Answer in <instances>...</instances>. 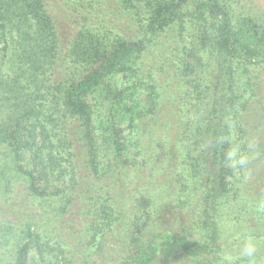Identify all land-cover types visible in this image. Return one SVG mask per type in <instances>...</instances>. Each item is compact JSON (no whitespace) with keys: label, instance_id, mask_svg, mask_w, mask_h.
Here are the masks:
<instances>
[{"label":"trees","instance_id":"16d2710c","mask_svg":"<svg viewBox=\"0 0 264 264\" xmlns=\"http://www.w3.org/2000/svg\"><path fill=\"white\" fill-rule=\"evenodd\" d=\"M262 204L264 0H0V264H228Z\"/></svg>","mask_w":264,"mask_h":264},{"label":"rangeland","instance_id":"374dc122","mask_svg":"<svg viewBox=\"0 0 264 264\" xmlns=\"http://www.w3.org/2000/svg\"><path fill=\"white\" fill-rule=\"evenodd\" d=\"M120 83V82H119ZM242 184H248V178L242 181ZM240 197V196H239ZM242 200V198L240 197ZM236 201H239V198L235 199ZM242 200L243 204L248 203L246 201ZM236 209H225L221 215L220 225L222 228V231L226 234L227 241L225 243V248L222 250L223 257H226L228 260V264H248V261H246L243 258L239 257V249L240 246L245 239L244 236H242L241 231L238 230L239 227V220L242 216L243 211H239L238 214L235 216L233 215L235 213ZM243 233H246V230H243ZM251 233V235H248ZM258 236L256 237L255 236ZM247 236H251L258 242V246L260 249V254L257 259V264H264V228L262 229H254L248 230ZM33 250L29 253V259L28 264H41L37 262L36 258H33Z\"/></svg>","mask_w":264,"mask_h":264},{"label":"clouds","instance_id":"9594fccd","mask_svg":"<svg viewBox=\"0 0 264 264\" xmlns=\"http://www.w3.org/2000/svg\"><path fill=\"white\" fill-rule=\"evenodd\" d=\"M228 128L229 132L217 137L216 140V143L221 147L227 145L223 152V164L232 170L246 169L251 159V154L249 151L242 149L241 144L237 140L234 125L229 124ZM251 146L252 142L249 141V149ZM261 208H264V204L261 205ZM259 254L258 242L251 236L245 237L239 249V257L248 261V264H257Z\"/></svg>","mask_w":264,"mask_h":264}]
</instances>
